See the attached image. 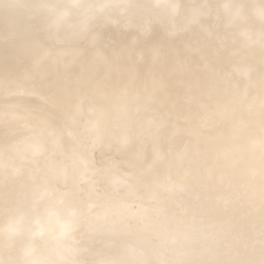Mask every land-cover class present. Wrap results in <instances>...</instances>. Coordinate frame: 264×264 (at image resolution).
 Returning <instances> with one entry per match:
<instances>
[{
	"label": "snow or ice",
	"instance_id": "6c2138e0",
	"mask_svg": "<svg viewBox=\"0 0 264 264\" xmlns=\"http://www.w3.org/2000/svg\"><path fill=\"white\" fill-rule=\"evenodd\" d=\"M0 264H264V0H0Z\"/></svg>",
	"mask_w": 264,
	"mask_h": 264
}]
</instances>
